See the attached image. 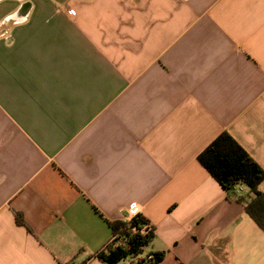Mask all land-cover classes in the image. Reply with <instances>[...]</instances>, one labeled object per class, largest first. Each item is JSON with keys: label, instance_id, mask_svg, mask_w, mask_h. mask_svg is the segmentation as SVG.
Listing matches in <instances>:
<instances>
[{"label": "crops", "instance_id": "0c3cea01", "mask_svg": "<svg viewBox=\"0 0 264 264\" xmlns=\"http://www.w3.org/2000/svg\"><path fill=\"white\" fill-rule=\"evenodd\" d=\"M222 133L264 170V0H0V264H104L134 205L159 264H264Z\"/></svg>", "mask_w": 264, "mask_h": 264}, {"label": "trees", "instance_id": "16d2710c", "mask_svg": "<svg viewBox=\"0 0 264 264\" xmlns=\"http://www.w3.org/2000/svg\"><path fill=\"white\" fill-rule=\"evenodd\" d=\"M197 161L229 194L237 196L244 204L245 212L264 230V192L258 190L264 182V170L245 152V150L227 133L220 134L203 152ZM245 186L253 195L247 202L234 191L236 186ZM248 193V194H249ZM15 221L25 226L23 216L15 213ZM112 237L96 257L104 264H159L163 253H145L144 249L155 236V229L141 214L129 221L108 223ZM148 226L146 232L141 228ZM150 257V258H149Z\"/></svg>", "mask_w": 264, "mask_h": 264}, {"label": "built area", "instance_id": "2783aa9c", "mask_svg": "<svg viewBox=\"0 0 264 264\" xmlns=\"http://www.w3.org/2000/svg\"><path fill=\"white\" fill-rule=\"evenodd\" d=\"M68 15L69 16H74V12L73 11H69ZM234 191L236 192L237 195H240V193H241V190L238 189L237 187H234ZM126 211H127L128 216H129V219L127 221H129L131 218H133L134 216H136L138 214L137 213L138 207L136 205H134V206H131V207L127 208ZM146 229H148V226L142 227L141 228V233L144 234L146 232ZM103 250H104V248H103Z\"/></svg>", "mask_w": 264, "mask_h": 264}, {"label": "rangeland", "instance_id": "374dc122", "mask_svg": "<svg viewBox=\"0 0 264 264\" xmlns=\"http://www.w3.org/2000/svg\"><path fill=\"white\" fill-rule=\"evenodd\" d=\"M125 262L127 263V261H125ZM125 262H124V263H125Z\"/></svg>", "mask_w": 264, "mask_h": 264}]
</instances>
